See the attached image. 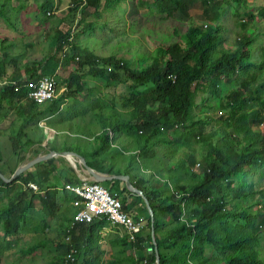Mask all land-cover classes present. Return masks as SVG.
Returning <instances> with one entry per match:
<instances>
[{"label": "trees", "instance_id": "trees-1", "mask_svg": "<svg viewBox=\"0 0 264 264\" xmlns=\"http://www.w3.org/2000/svg\"><path fill=\"white\" fill-rule=\"evenodd\" d=\"M104 1L106 0H77L56 29L55 49L51 56L32 65L27 64L24 69H19L18 65H15L8 82H16L20 89L15 92L10 84L0 85V111L6 103V106H9L6 114L14 110L16 116L24 121L26 120L24 116L51 117L60 111L63 97L37 106L27 97L29 88L25 84L34 83L42 77L43 73H46L44 69L48 65L46 63H59V54L69 45L68 39L72 36V27L77 20L79 8L84 5L85 8H94L98 11ZM231 1L236 5L245 3V0ZM195 2L196 0H175L172 9L163 8L161 13L173 16L177 11L190 10L196 5ZM200 3L206 24L198 25L193 20L185 31H179L178 23L168 20L173 28L175 41L167 46L157 47V54L154 55L152 63L138 70L126 65L121 66L115 56L105 59H93L89 56L84 63L79 62L80 65L93 67L89 74L101 82H106V88L123 90L121 92L123 95L117 102L118 107L111 106L107 110H101L100 107L105 116H102L101 112L96 117H129L126 121L117 119V123L110 124L108 128L113 132L123 128L135 139L139 150V160L136 163L150 173L148 179L132 182L148 199L156 214L154 226L148 216L151 233L139 234L136 241L131 243L137 256L135 264H157L154 228L160 250L167 248L168 245L177 244L179 240L183 241L184 250L180 253L181 257L176 258L177 264H191L187 257L190 253L187 239L197 236V230L204 232L198 237L196 250H192L190 256L199 264L203 263L201 258L205 257L200 253V245L221 253L226 252L224 264H261L254 246L257 244L258 229L264 225V215L256 223L259 214L228 209L227 193L222 183L231 185L235 177H239L241 182V177L253 173L255 169L264 168V131L258 129L264 124V81H261L257 74L249 72L255 65L251 52V38L244 35L238 39V46L234 50L224 49L219 26L214 23L217 17L215 12L221 2L201 0ZM244 25L241 23L242 27ZM178 39L179 42L176 41ZM9 59L6 51L0 49V73L3 75L10 65ZM73 78L72 82L81 83L77 73L73 74ZM235 81H239L240 84L227 89L228 85L231 86V82ZM197 84L203 93L210 94L217 102H227L223 105L225 110L220 115L219 126L199 137L196 130L199 131L201 120H196L192 114ZM66 87L70 88V82ZM78 91H81L80 84ZM224 99L226 101H222ZM109 130L101 137L100 151L109 143L111 132ZM196 137L207 147V153L199 163L200 174L194 171L197 150L188 143L190 139L196 140ZM0 138V173L3 177L10 178L16 171V167L14 170L10 167L13 165L18 167L25 161L27 141H22L23 136L20 132ZM47 164L52 166L53 160H49ZM87 164L99 174L112 175L99 165L88 162ZM1 167L7 168L6 175ZM49 174L44 171L35 177L31 172H27L19 176L13 183H21L22 187L9 199V208L4 216L7 219L11 218L18 203L39 198L37 195L39 193L27 190L26 187L33 183L38 186L40 192L46 191L41 183L50 186ZM192 179L195 183H186ZM0 185H7L1 177ZM172 189L173 193L170 192ZM122 191L134 198L136 203L134 206H143L148 214L142 197L132 195L127 188ZM245 194L246 192L243 193L241 189L232 192L233 197L242 200ZM260 196L263 201L264 197L262 194ZM183 204L189 208L191 223L188 225L182 222L178 227H174L168 237L169 243L164 242L159 236V212L172 213L180 220L183 215ZM260 205L262 207L264 203L261 202ZM123 206L124 211L131 217L137 215L128 205ZM219 218L231 219L228 221V229L221 236L213 225ZM105 219L96 218L89 224L77 223L71 226L69 230L71 242L67 246V251L76 250L74 264H81L79 259L82 252L93 242L98 228ZM243 229H246V232H243ZM159 254L160 264H169L168 257L161 251Z\"/></svg>", "mask_w": 264, "mask_h": 264}, {"label": "rangeland", "instance_id": "rangeland-1", "mask_svg": "<svg viewBox=\"0 0 264 264\" xmlns=\"http://www.w3.org/2000/svg\"><path fill=\"white\" fill-rule=\"evenodd\" d=\"M12 1L15 3L14 5L11 3ZM76 1L0 0V11L2 12L0 15V49L9 50L16 56L19 69H24L27 64L32 65L34 62L48 58L55 49L56 29L61 25L60 23L68 15L70 7ZM174 1L106 0L98 11L94 8H85L82 5L72 27V36L68 39L69 45L59 54V63H46L48 65L44 68L46 73H43V76H53L58 89L67 88V83L70 82V88H67L68 91L63 97L62 103L65 106L62 107L61 113L55 117H95L94 111H100L99 107L107 110L108 107L118 106V99L105 94L108 91L106 82H101L89 74L93 67L79 64V62L84 63L87 57L105 59L115 56L121 66L126 65L138 70L140 67L152 63L154 55L157 54V47L167 46L175 41L174 31L169 23L171 20L178 23L179 31H185L193 20L198 25L206 24L202 15L201 0H196V5L190 10L177 11L173 16L161 13L163 8L164 10L172 9ZM218 1L221 3L216 9L217 17L214 23L219 26L222 46L224 49L234 50L238 46L239 38L244 35L250 37L255 65L250 68L249 72L257 74V77L264 81V0H245L244 5H236L231 0ZM241 23L245 24L244 27L241 26ZM2 29H5L9 34L3 32ZM9 67L4 71V75L0 73V83L9 81V77L13 74V70H10ZM76 73L81 78V82H87L91 86H95L96 83L102 85L104 94L101 96H105L102 100L105 104L96 100L95 90L93 93L90 92L89 100L84 97L80 98V91H78L80 82L79 84L76 81L72 82L73 74ZM239 84V81L231 82V86L228 85L227 89ZM198 86L199 84L196 85L192 108L194 118L201 120L199 131L196 130L197 137L219 126L220 115L225 110L223 105L227 103L217 102V99L206 92L203 93ZM66 97H68L67 100ZM222 101H226V99ZM6 105L4 103L2 111H0V116L5 118L4 122H0V128H2L1 123L7 127L5 122L16 118L14 110L6 114L9 107ZM85 106L86 113L83 116V107ZM258 129L263 132L264 124ZM45 136V140H51V143L56 141L55 136L48 137L47 134ZM63 138L61 137L59 140ZM68 142L70 144L77 143L75 139H68ZM188 143L197 150L196 164L198 165L207 153V147L199 138L190 139ZM196 164L194 171L196 174H200L201 168H198ZM254 171L244 178L241 177V182H239V177H235L231 185L223 182L222 186L227 193V208L232 211L245 210L253 215L257 213L260 215L259 218H256V223H258L264 215V205L262 207L260 205L261 202L264 203L260 196L262 194L264 197V168L261 167ZM187 182L195 183L193 179L187 180ZM102 186L110 193L117 195L124 205H129L130 199L133 200V204H136L134 198L128 196L126 192L112 190L111 185L108 184H102ZM21 187V183L18 182L6 186L0 185V264H68L67 246L71 242L69 230L73 226V218L77 213L74 203L78 198L72 203V207H69L64 204L68 201L65 195H60L61 204H56L53 201L55 193L41 191L37 194L39 198L18 203L11 218L7 219L4 213L9 208V199L20 191ZM239 189L243 190V193L246 192L244 200L232 196V192ZM170 192L173 193V189ZM187 207L183 204V215L180 220L176 219L172 213L159 212V236L164 242L169 243L168 237L174 227H178L182 222L188 225L191 223ZM139 208L140 211L136 213L137 215L131 218L136 220L143 218L144 230L141 233L149 235L151 233L150 223H148L150 214L144 211L143 206L139 205ZM228 221L231 219L219 218L214 221L213 225L219 236L225 234L228 229ZM197 232V236L187 239L189 245L187 248H190V253L192 250H196V243L199 242L198 237L204 230H197ZM243 232H246V229H243ZM256 236L255 253L261 264H264V225L259 227ZM133 242L123 227L115 226L105 219L98 228L93 242L82 252L79 261L81 264H135L137 256L131 244ZM200 247V253L205 256L201 258L202 264H224L226 252L221 253V251L201 245ZM183 250V241L179 240L177 244L168 245L167 248H162L160 251L168 257L169 264H177L176 258L181 257L180 253ZM190 253L187 254L189 262L199 264L191 259Z\"/></svg>", "mask_w": 264, "mask_h": 264}, {"label": "crops", "instance_id": "crops-1", "mask_svg": "<svg viewBox=\"0 0 264 264\" xmlns=\"http://www.w3.org/2000/svg\"><path fill=\"white\" fill-rule=\"evenodd\" d=\"M11 3L13 5L15 4L13 1ZM1 14L2 12L0 11V15ZM2 30L3 32H7L5 29ZM7 33L9 34V32ZM6 54H8V56L10 57L8 61V63H10V67H8L10 68V70L15 69V65H19V63H17L16 56H14V54H11L9 50L6 51ZM23 72L24 70L21 71V74H23ZM80 90V98L84 97L88 100L90 97V92L93 93L95 90V95L97 98L96 100L98 102L100 101L104 103L102 100L105 98V96H101V94H104L101 84L96 83L95 86H91L88 85L87 82H81ZM67 91V88L62 89V93L60 95L61 98L64 97V94ZM121 91V88L115 91V89L111 87V89L108 88V91H106L105 94H108L114 97V99L119 100V97L121 98V96L123 95ZM68 97H66V100ZM64 106L65 104H62L60 111L56 115L51 117L24 116V118H26V120L24 121L21 117L16 116V118L11 119L10 121L5 120L7 127L5 125L3 126L1 123L2 128H0V135L7 137L10 135L19 134L20 132V134L23 136L22 141H27L25 147L26 155L24 154L25 161L22 164L18 165V167L17 165H13V167H10V169L14 170L13 168L16 167L15 169L17 171L24 165H27L38 158L46 157L50 153L65 152L76 154L82 157L86 161V163L88 162L90 164L99 165L101 168L108 170L112 175H104L106 177L129 176L131 183L134 181L136 182L139 179L149 178V171H146L140 165H138V163H136L139 160V150L135 139L130 136V134H128L127 131L123 128L117 130L116 132H113L108 128L110 124H116L117 119L126 121L129 119V117H96L97 115H100L103 107H101L100 111H94L95 117H55L61 113L62 107ZM83 109L84 112L82 115L85 116L86 106L83 107ZM101 115L103 116L104 113L102 112ZM0 117V122L5 119L4 116ZM106 130L111 131L109 132L110 140L106 148L103 151H100L102 143L101 137ZM45 134H47L48 137L55 136L56 141L51 143V140H45ZM61 137L65 138L59 140V138ZM68 139H75L77 143L70 144L68 142ZM28 142H31V144ZM94 153L97 154L94 155ZM49 160H53L52 166L47 164ZM49 160L33 166L25 173L31 172L35 177H37L44 171H47V173L49 172L50 174L48 176V184L50 186H46L44 182L41 183L45 187V192L55 193L53 201H55L56 204H61L60 195H65L68 201L64 202V204L72 207V203L75 201V196L67 191L66 187L81 186L86 182L91 183L94 182L93 178L85 171L81 160H70L63 157H53ZM1 170L6 175L5 171H8L7 168L1 167ZM94 172L97 173L96 171ZM100 184L111 185L113 190L118 191H122L124 188H126V184L123 181H119L117 179ZM128 206L129 208H132V211L135 213H138L140 211L139 205L134 206L132 199H130Z\"/></svg>", "mask_w": 264, "mask_h": 264}, {"label": "built area", "instance_id": "built-area-1", "mask_svg": "<svg viewBox=\"0 0 264 264\" xmlns=\"http://www.w3.org/2000/svg\"><path fill=\"white\" fill-rule=\"evenodd\" d=\"M1 85L10 84L14 91H18L20 86L16 82L4 81ZM29 88L27 97L37 106H42L46 102L57 99L62 93V89H58L53 76H42L36 82L25 84ZM200 168V164L197 165ZM27 190L40 193L37 185L29 183ZM66 190L78 198L74 203L77 213L73 218V226L77 223H92L96 218H106L115 226L123 227L129 234L132 241H136L137 236L144 228L143 218L134 219L124 211L123 203L117 195L110 193L100 183L86 182L81 186H67ZM76 250L71 249L67 255V263L74 264L76 261Z\"/></svg>", "mask_w": 264, "mask_h": 264}, {"label": "water", "instance_id": "water-1", "mask_svg": "<svg viewBox=\"0 0 264 264\" xmlns=\"http://www.w3.org/2000/svg\"><path fill=\"white\" fill-rule=\"evenodd\" d=\"M53 157H63V158H71V159L81 160L82 161L81 163H82L85 171L93 178V181L96 182V183H106V182L113 181L114 179H117L119 181H123L126 184L127 190L131 194H134L136 196H139V197L143 198V200H144V202L146 204L147 210H148V212L150 214V218L152 219L153 226H154V224H155V215H154V212H153V210L151 208V205H150L148 199L146 197H144L143 193L133 186V184L130 181V177L129 176L106 177L104 175L97 174L87 165L86 161L82 157H80V156H78L76 154L65 153V152H63V153H50L46 157L38 158V159L32 161L31 163H29L27 165H24L23 167L19 168L10 179L3 178L1 173H0V177H1V179H2V181L4 183L11 184L19 176H21L23 173H25L26 171L31 169L33 166H36L39 163L45 162V161H47V160H49V159H51ZM153 239H154V243L156 245V253H157L156 254V263L160 264V254H159L160 249H159V246L157 245L155 228L153 230Z\"/></svg>", "mask_w": 264, "mask_h": 264}, {"label": "bare ground", "instance_id": "bare-ground-1", "mask_svg": "<svg viewBox=\"0 0 264 264\" xmlns=\"http://www.w3.org/2000/svg\"><path fill=\"white\" fill-rule=\"evenodd\" d=\"M68 159H70V160H72L71 158H68ZM74 163V162H73ZM143 230H144V228H143ZM140 234H142V233H140ZM127 237V236H126Z\"/></svg>", "mask_w": 264, "mask_h": 264}]
</instances>
